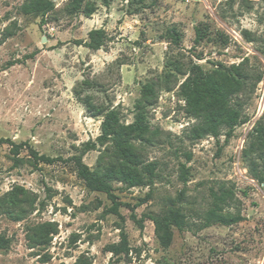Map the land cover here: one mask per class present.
Here are the masks:
<instances>
[{"label":"rangeland","instance_id":"374dc122","mask_svg":"<svg viewBox=\"0 0 264 264\" xmlns=\"http://www.w3.org/2000/svg\"><path fill=\"white\" fill-rule=\"evenodd\" d=\"M24 1L0 0V138L66 159L100 133L102 117L89 116L84 100L116 108L129 123L149 83L156 98L146 109L148 141L134 145L144 162L158 166L150 185L112 183L122 220L103 213L110 200L88 190L72 162L34 168L23 149L25 162L13 166L10 146L0 143V200L17 186L33 200L31 207L21 203L26 211L18 220L0 207V235L9 239L0 264H74L78 258L90 264H264V182L251 177L243 159L255 126L264 125V0H111L107 7L92 0L97 8L90 17L76 12L72 0H52L54 9L45 15L23 14ZM197 24L208 28L210 41L194 45ZM172 27L181 33L178 46L166 36ZM94 28L107 34L96 51L82 43ZM173 61L182 70L191 63L206 71L239 66L245 85L231 103L246 120L230 137L225 130L217 138L190 137L197 121L185 110L178 88L185 75L173 71ZM103 149L97 144L82 161L90 169L100 156L106 163ZM180 163L188 167L185 184ZM182 188L190 226L174 229L163 248L150 220L139 229L130 219L131 207L136 218L161 212ZM211 190L228 191L220 209L242 219L196 230L193 224L213 202ZM119 224L131 247L127 255L105 249L120 240ZM54 229L41 243L39 235Z\"/></svg>","mask_w":264,"mask_h":264},{"label":"trees","instance_id":"16d2710c","mask_svg":"<svg viewBox=\"0 0 264 264\" xmlns=\"http://www.w3.org/2000/svg\"><path fill=\"white\" fill-rule=\"evenodd\" d=\"M111 0H100V3L107 7ZM73 9L90 17L95 12L97 6L92 0H72ZM20 11L23 14L45 15L54 9L52 0H25ZM221 35V34H220ZM166 36L170 43L178 46L181 42V33L174 27L169 28ZM210 41L212 35L206 26L197 24L194 26V45L203 40ZM222 42L223 36H220ZM107 40V34L102 28H94L88 31L87 38L83 46L92 51L104 48ZM81 43V42H79ZM173 71L185 75L184 80L179 84V95L185 102V110L190 117L197 121V125L190 129L192 139H202L207 136L217 138L225 130L226 138L230 137L235 126L244 123L246 118L242 116L239 109L231 103L232 98L240 92L245 85V74L241 72L239 66L231 65L229 67H217L206 71L199 64L191 63L188 70H182L176 61L171 63ZM153 87L146 83L141 87L140 97L134 104L133 120L129 123L120 120V114L116 108L102 109L92 104L88 99L84 100L85 108L89 116H101L100 133L95 141L88 140L83 143L79 153L63 159L61 157H50L40 154L28 142L15 143L8 138H0V143H7L10 146L11 159L13 166H18L25 162L23 157H19L21 150L27 151L26 161L34 168L39 164H53L56 161L72 162L77 176L83 181L85 187L90 191L104 193L111 204L103 213L117 215L122 220L118 209L121 203L113 193V182H120L127 188L140 185H150L157 176V162H144L134 145V141H148L145 135L149 132L147 121V107L155 99ZM99 146H104L102 154H107L109 160L102 163V156L98 159V165L95 169H90L83 161V155L89 150H95ZM245 149L243 159L247 165L249 174L257 182H264V125L255 126L251 141ZM187 160H190L191 154H187ZM188 176V167L184 163L179 166V179L185 184ZM228 191L221 190L219 194L211 190L213 202L203 214L197 224H193L196 230L221 224L231 225L242 219L239 213H223L219 203L223 201ZM184 197V188H182L175 202L167 205L161 212L144 213L140 218H136L131 207L130 219L135 222L139 229H143L144 220H150L153 223L154 236L159 245L167 248L172 241L173 230L183 231L190 226L188 215L184 212L180 202ZM31 199L26 197V191L17 186L13 188L4 200H0V207L3 211L18 220L25 213V207L22 202H28L32 206ZM55 233L56 229L44 231L39 235L41 243H48L49 233ZM45 240L43 241V239ZM119 237L117 243L105 246V249L113 255H127L131 250L128 243L127 233L123 225L119 224ZM9 239L0 235V249L8 246ZM74 264H90L87 258H78Z\"/></svg>","mask_w":264,"mask_h":264}]
</instances>
